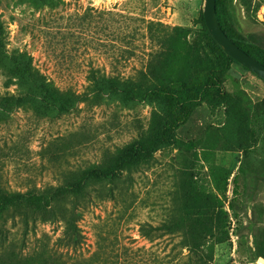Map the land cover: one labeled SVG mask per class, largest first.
I'll return each instance as SVG.
<instances>
[{"label": "rangeland", "instance_id": "374dc122", "mask_svg": "<svg viewBox=\"0 0 264 264\" xmlns=\"http://www.w3.org/2000/svg\"><path fill=\"white\" fill-rule=\"evenodd\" d=\"M205 0H0V264H264V81L164 136L174 91L217 64ZM264 60V0H224ZM146 151L116 177L128 146ZM183 223L164 235L157 228Z\"/></svg>", "mask_w": 264, "mask_h": 264}, {"label": "trees", "instance_id": "16d2710c", "mask_svg": "<svg viewBox=\"0 0 264 264\" xmlns=\"http://www.w3.org/2000/svg\"><path fill=\"white\" fill-rule=\"evenodd\" d=\"M223 6L224 0H217V18L224 32L242 50L264 64V60L251 53L244 45L238 42L229 31H227L223 17ZM203 23L205 25L204 21ZM209 37L217 49V64L199 71L190 85L181 86L174 91L157 89H152L149 91L152 95L163 96L169 103L172 119L167 128L168 130H165L164 132V136L175 132L184 126L192 116L193 112L201 105L206 104L213 110L218 108L226 98L223 76L231 69L233 65L241 66L233 58L227 56L224 53V51L216 43L211 35H209ZM143 151H146L143 142L132 144L128 146L126 152L121 155L114 169L106 170L100 166H93L87 170V177L93 180L116 177L129 165L133 164L139 154H141ZM183 228V223L174 225L164 224L157 228V230L162 231L164 235H173L183 230Z\"/></svg>", "mask_w": 264, "mask_h": 264}, {"label": "water", "instance_id": "95a60500", "mask_svg": "<svg viewBox=\"0 0 264 264\" xmlns=\"http://www.w3.org/2000/svg\"><path fill=\"white\" fill-rule=\"evenodd\" d=\"M203 15L210 35L224 53L264 81V64L242 50L222 29L217 18V0H205Z\"/></svg>", "mask_w": 264, "mask_h": 264}]
</instances>
